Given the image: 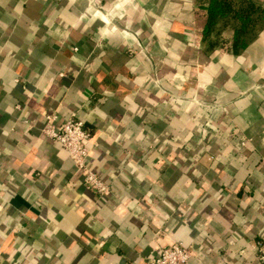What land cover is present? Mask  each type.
Listing matches in <instances>:
<instances>
[{"label":"crops","instance_id":"1","mask_svg":"<svg viewBox=\"0 0 264 264\" xmlns=\"http://www.w3.org/2000/svg\"><path fill=\"white\" fill-rule=\"evenodd\" d=\"M45 113L83 122L104 195ZM259 240L264 26L231 54L201 44L192 0H0V264H148L174 242L185 264H257Z\"/></svg>","mask_w":264,"mask_h":264},{"label":"trees","instance_id":"2","mask_svg":"<svg viewBox=\"0 0 264 264\" xmlns=\"http://www.w3.org/2000/svg\"><path fill=\"white\" fill-rule=\"evenodd\" d=\"M192 3L195 32L207 51L239 54L264 24V3L260 0H192ZM193 108L198 119L210 117L205 107Z\"/></svg>","mask_w":264,"mask_h":264},{"label":"built area","instance_id":"3","mask_svg":"<svg viewBox=\"0 0 264 264\" xmlns=\"http://www.w3.org/2000/svg\"><path fill=\"white\" fill-rule=\"evenodd\" d=\"M197 105L205 107L201 102ZM45 124L42 128L44 136L54 140L68 153L75 162L76 169L81 172L84 184L104 195L109 186L88 166L87 160L89 148L86 141L89 137L83 122L71 114L67 119L56 123L55 113H45ZM244 144V142H242ZM257 264H264V241H257L256 246ZM191 256V249L181 242H174L161 248L159 254L151 258L148 264H185Z\"/></svg>","mask_w":264,"mask_h":264},{"label":"rangeland","instance_id":"4","mask_svg":"<svg viewBox=\"0 0 264 264\" xmlns=\"http://www.w3.org/2000/svg\"><path fill=\"white\" fill-rule=\"evenodd\" d=\"M260 1H262V2L264 3V0H260ZM263 26H264V25H263ZM263 26H262V27H263ZM262 27H261V28H262ZM261 28H260V29H261ZM258 29H259V27H258Z\"/></svg>","mask_w":264,"mask_h":264}]
</instances>
